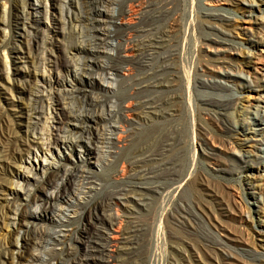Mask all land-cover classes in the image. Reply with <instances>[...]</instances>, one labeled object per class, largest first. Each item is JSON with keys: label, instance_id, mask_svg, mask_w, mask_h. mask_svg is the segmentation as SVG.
Returning <instances> with one entry per match:
<instances>
[{"label": "bare ground", "instance_id": "1", "mask_svg": "<svg viewBox=\"0 0 264 264\" xmlns=\"http://www.w3.org/2000/svg\"><path fill=\"white\" fill-rule=\"evenodd\" d=\"M74 1L63 0L59 17L50 5L44 18L34 19L30 0H10L0 17V25L13 24L17 30L15 35L24 39L26 34L34 48L31 65L35 72L25 73L34 83L25 84L19 90L31 96L30 103L19 112L18 127L3 130L0 135V163L12 175V179L0 177V200L1 195L11 199L5 200L6 210L0 213V227L7 226L10 237L15 236V243H10L15 247L8 249L13 255V264H32L42 259L30 253V249L41 246L45 238H49V245L53 246L48 258H43L45 264H146V246L151 244L146 238L147 220L142 216H126L116 222L108 211L115 200H135L147 210V199L152 194L166 198L164 212L172 206L163 220L171 229L169 241L178 256L184 255L177 258L180 264H193L188 247H193L194 239L199 242L201 252L219 264H264V192L257 184L259 177L264 176V107L260 105L264 103V65L257 68L261 70L263 82L259 88H253L254 80L242 73H233L219 65L199 67L201 74H194L195 85L203 94V104L214 113L210 117L220 123L225 141L230 143L238 132L242 136L238 148H228L227 152L235 155L246 170L255 169L256 173L252 174L253 181L249 184L253 214L242 208L239 212L242 224L246 223V216L250 218L251 235L243 229L233 236L225 232L223 240L210 228L203 232L196 228L191 231L187 228L197 213L193 209L194 214L190 213L183 203L173 207L178 201L181 204L184 184L192 178L178 163V157L185 156L188 135H181L177 126L170 124L152 126L146 132L141 130L144 121L173 116L178 111L175 106L182 83L181 41L176 35L179 17L163 7L165 1L157 8L154 0H141L138 1L141 15L134 25L126 27L125 19L130 10L125 5L134 0L117 2L116 14L110 13L109 7L118 0H82L81 6H76ZM247 6L260 10L264 0ZM200 12L202 23H198L197 30L203 44L213 50L219 64L225 65L228 61L223 58L229 53L225 47L232 35L218 26L232 25L231 19L205 7H201ZM101 22H108L111 29ZM261 23V27L256 23L260 31L264 29V19ZM60 24L63 29L66 25L69 27L68 34L73 40L66 45L63 60L56 53L54 37L60 33L57 29ZM188 25V31L195 28ZM10 37L11 33L0 34V47L5 46ZM110 40H115V48L119 49L114 54L106 51ZM12 50L18 54L14 47ZM23 54L30 56L26 51ZM94 71L111 75L123 72L126 77L117 91L110 92L119 100L117 110L111 108L105 95L94 92L97 86L92 76ZM11 74L14 76L16 70ZM81 74H88L87 79H82ZM185 78L190 91V74L186 73ZM238 78L245 82L233 84L235 87L241 92H255L260 97L252 112L253 118L258 120L254 129L237 130L241 124L224 118L237 104L233 98L235 88L224 84ZM164 93L168 94L162 96ZM130 116L141 128L133 127L127 144L117 146L121 141L114 135L121 126L112 121ZM101 146L112 150L103 157L108 166L121 161L126 163V170L121 169L123 177L112 176L116 189L98 199L104 185L85 174L87 161L82 156H100ZM76 148L81 149L78 155ZM65 150H71L73 160L66 156ZM202 151L216 160L217 153L213 149L206 147ZM193 156L195 159V152ZM30 181L35 186L33 193L26 187L31 185ZM31 202L40 203L39 207L34 203L38 211L25 209ZM56 212L62 215L57 221L53 217ZM45 221L60 227V233H53L40 224ZM116 225L118 230L114 229ZM112 232H117L116 241H110ZM176 261L168 264L179 263Z\"/></svg>", "mask_w": 264, "mask_h": 264}, {"label": "rangeland", "instance_id": "2", "mask_svg": "<svg viewBox=\"0 0 264 264\" xmlns=\"http://www.w3.org/2000/svg\"><path fill=\"white\" fill-rule=\"evenodd\" d=\"M9 1L10 0H0V17L3 16L2 11L7 8ZM81 1L82 0H75L74 4L76 6H78L77 4L81 6ZM123 1L124 0H118L113 4L114 6L111 5L109 7L110 13L113 12L116 14L118 8L117 2L122 3ZM138 1L141 0H134L125 5V8L130 10V14L127 16L128 19L127 17L125 19V23L127 22V24H125L126 27L134 25V23L137 22V17L141 15L142 9L138 6ZM30 2L33 4L34 10H32V13L34 19L40 17L44 18L46 8L50 5L54 6L52 10L56 17H59L60 9L64 4L63 0H30ZM154 2H156L157 8H161L163 5L165 9H171L173 16L179 17V26L176 35L181 41L180 63L182 65V83L178 91L179 99L175 106L178 111L174 113L173 116L152 117V120H146L144 121L145 123L143 122L142 128L133 121L131 116L129 118L124 117V120L114 118L112 124L121 126V129L114 135L115 139L118 136V140L121 141L117 142V146L124 147L127 144L129 140L128 136L131 134L133 127H140L142 132H146L151 130L152 126L155 127L159 124L176 125L181 135H188V146L185 156L178 157V163L184 166L186 175L192 174V178L184 184L185 187L183 188L181 204L180 201H178L173 207L180 206L183 203V206H185L190 213L194 214V211L197 213L196 217L195 215L192 216L193 218L187 229L193 231L194 228H196L198 231L203 232L206 231V228H210L223 240H225V232L233 236L243 229L248 235H251L253 229L249 220L250 218L246 216V223L242 224L239 218V212L242 208L245 209L246 212H249V214H253L251 211L254 208L252 205L253 198L250 194L251 190L249 189V184L253 181L252 176L255 175L256 170H246V168L242 167V164L235 155L232 156L227 152L228 148H238L237 143L240 142L242 136H240L241 134L238 132L231 138L230 143L225 141L220 130V123L210 117L213 116L214 113L210 111L209 107L203 104V94L200 88L195 85L197 83L195 82L196 78L194 74L195 72L201 74V71L198 70L199 67L204 66V68H212L211 66L219 65L227 67L229 71H234L233 73H242L245 77L254 80L253 88H259L263 82H261L260 79L261 70L257 68L264 65V29L260 31L257 27H261L262 25L261 20L264 19V6H262L260 10L250 9L247 6L250 3L259 2V0H228V2L223 0H154ZM157 3L160 6H158ZM39 5L40 7H38ZM201 7L212 9L214 12L221 13L231 19L232 25H224V27L218 26L220 30L227 31L232 35L225 47L229 50V53L223 58L224 61H228L225 65L217 62L218 59L215 58L212 53L213 50L203 44L204 41H202L197 30L198 23H202ZM102 9L105 10L104 8ZM77 12L78 11H76V13ZM163 22H165V20H163ZM101 24L106 26L107 29H111V25L108 22H101ZM160 24L163 23L161 22ZM188 24H192L195 28L189 31L186 30L187 26H189ZM58 27L57 29L60 30V33L54 36L56 53L59 58L63 60V51L66 45L73 40L68 34V32L70 33V29L67 25L65 29H63L62 24ZM0 28V34L2 35L11 33V37L6 45L0 47V135L2 136L3 130L14 129L15 126L20 123L21 113L19 112L23 111V107L26 108L29 105L31 96L19 90H21V87L25 84L34 83V79L29 78L25 73H28V70H33V73L35 71L31 65V57L32 54H34V48L29 44V37H27L26 34H24V39L17 37V35H15L17 30L14 29L13 24L8 27L0 25ZM40 29L44 31V27L41 26ZM14 41L16 46L14 45ZM109 42L111 43L106 49L107 52L114 54L119 51L118 48H115V40H110ZM12 47L15 48L18 54L13 52ZM25 51L29 53L30 56H25V54H23ZM14 57H18V59ZM39 57L42 58L41 54ZM14 70H16V74L13 76L11 73H13ZM131 73H133V71ZM186 73L190 74V91L187 88ZM81 75L82 79H87L88 77V74ZM92 76L97 83L94 92L105 95V97L110 100L109 105L111 108L117 110L119 100L110 92L117 91L121 82L126 80L123 72L111 75L101 71H94L92 72ZM200 77L208 79V77ZM243 82H245L243 79L238 78L237 81L233 83L228 82L224 84L228 87L233 86L236 89H233L236 95L233 96V98L235 97L234 99L237 104L235 107L228 110L224 118L233 124H241V127L238 126L237 130L254 129V123L258 121L253 118L252 112L254 110L253 107L259 103L260 97L255 92H241L239 87L233 85ZM167 94L164 93L162 96H166ZM125 104L126 103H124V105ZM260 105L264 107V103H260ZM192 141H194V145ZM199 142L202 148L207 147L213 149L214 152L217 153L216 160L204 154L202 148L199 146ZM76 149L77 154L79 148ZM110 151H112L111 148L101 146L100 156L96 154L94 157L89 158L81 155L84 161H87L84 163L85 174L93 180L100 181L104 185V189L97 196L98 199L105 197L106 194L116 189L114 188L115 184L113 183V177L115 175H117L118 178L120 176L123 177V175H121L122 170L124 168L126 170V163L122 164L121 161L118 162L117 165H113V167L106 164V158L103 157L108 155ZM64 152L70 160L74 159L71 150H65ZM194 152L195 159L193 156ZM81 154H83V151H81ZM254 162H256V160H254ZM0 177L12 179L10 171L3 166V163H0ZM30 184V186L27 185L26 187H29L30 192L33 193L35 186L32 181H30ZM257 184L260 185V188H262L264 192V176L259 177ZM47 191L50 192V189ZM162 197L163 196L160 194H152L151 197H148L147 200L149 205L146 207L148 211L145 210V208L143 209V206L138 204L135 200H130L128 202L115 200L112 202V205H110L108 211L110 215L114 216L116 222L118 219H125L126 216H142L141 218L147 220L146 227H149V229L146 238L147 240L150 239L151 244L148 245V247L146 246V264L175 263V259L178 261L177 258H179V256H184L183 254L178 256L174 244L168 239L171 229L163 218L166 213L171 210L172 206H170L169 209L167 208L164 212L163 208H165V206L167 207V204H165L166 198L163 197V199ZM1 198L0 213L6 210V198L11 200L7 195H1ZM34 203H37L39 207V202H31L27 205L28 208L26 207L25 209L38 211ZM162 203H164V205ZM53 217L54 220L57 221L62 215L56 212ZM40 224L56 234H59L61 231V228L56 227L54 223L45 221L40 222ZM114 229L118 230V225H116ZM8 230L9 228L7 226L1 225L0 264H13V255L8 253V249L15 247L10 244L15 243V236L10 237ZM181 233H183L182 230ZM116 234L117 232H112L110 241H116ZM178 235L181 236L183 234ZM48 239L49 238H45V242L43 241L41 246L30 249V253L42 258L33 261L32 264H45L43 258H48L47 254H50L51 248L53 247L49 245L50 242ZM192 244L193 247H188V253L191 255L193 264H219L217 261L207 258L203 252H201L200 244L196 239L192 241ZM111 260H113V258H111ZM178 262L177 264H180V261Z\"/></svg>", "mask_w": 264, "mask_h": 264}]
</instances>
